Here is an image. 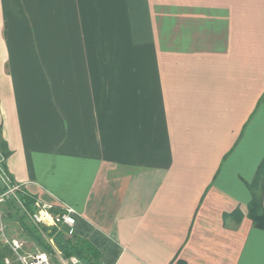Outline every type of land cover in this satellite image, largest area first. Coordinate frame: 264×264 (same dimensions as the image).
<instances>
[{"label":"crops","instance_id":"1","mask_svg":"<svg viewBox=\"0 0 264 264\" xmlns=\"http://www.w3.org/2000/svg\"><path fill=\"white\" fill-rule=\"evenodd\" d=\"M0 139L100 264H264V0H0Z\"/></svg>","mask_w":264,"mask_h":264},{"label":"trees","instance_id":"2","mask_svg":"<svg viewBox=\"0 0 264 264\" xmlns=\"http://www.w3.org/2000/svg\"><path fill=\"white\" fill-rule=\"evenodd\" d=\"M0 155L4 160L9 155L6 144L0 139ZM4 167V164H3ZM12 180V178L10 177ZM258 179L260 180L261 189L264 185V160L260 166ZM13 182V181H12ZM0 187V193L2 192ZM17 199L20 204L13 198H5L0 203V214L3 222L6 225L7 219L11 220L23 232L39 250L46 252L54 259V251L51 245L48 244L46 239H52L57 250L61 252L63 258L76 257L81 264H100L101 253L92 246L89 242L76 238L74 235L66 236L64 227L57 228H42L35 225L28 224V217L25 211H34L35 198L29 195L24 190L17 193ZM23 207V208H22ZM264 209L261 205L260 196H253L249 205V217L252 219L256 226L264 227ZM46 238V239H45ZM14 255L7 245L0 242V264H5V258H12Z\"/></svg>","mask_w":264,"mask_h":264},{"label":"built area","instance_id":"3","mask_svg":"<svg viewBox=\"0 0 264 264\" xmlns=\"http://www.w3.org/2000/svg\"><path fill=\"white\" fill-rule=\"evenodd\" d=\"M4 161V158L0 155V187L3 190L0 193V203L5 198L13 197L20 204L17 199V193L22 191L21 186L12 182L10 176L3 167ZM33 206L34 211L31 213L25 211V209L23 210L26 213L28 219L31 221V223H33L35 226L42 228L44 227L47 229H59L61 227H64L66 229V236L73 235L76 221V213L73 209L64 206L61 211L54 213L52 212L51 205L44 204L37 199H35ZM0 242L10 248L18 264H55L51 256L41 250H37L31 253H24L23 244L20 243L18 240L14 238H9L7 236L6 225L1 218V214ZM47 242L53 248L54 258L58 257L57 264H81V262L76 257H70L67 259L63 258L61 252L57 250L54 246L52 239H48ZM4 263L10 264L7 258H5Z\"/></svg>","mask_w":264,"mask_h":264},{"label":"rangeland","instance_id":"4","mask_svg":"<svg viewBox=\"0 0 264 264\" xmlns=\"http://www.w3.org/2000/svg\"><path fill=\"white\" fill-rule=\"evenodd\" d=\"M5 221H6V234H7V236L9 238H14V239L18 240L20 243H22L23 244V252L24 253H31V252L39 250L28 238L25 237L23 232H21V230L18 228V226H16V224L14 222H12L9 219H7ZM27 223L31 224V225H34L33 223H31V221L29 219H28ZM46 240L48 241V239H46ZM53 244H54V242H53ZM7 259H8L10 264H18L17 261L15 260L14 256L12 258L11 257L10 258L7 257ZM54 259H55L54 263L57 264L58 257H55Z\"/></svg>","mask_w":264,"mask_h":264}]
</instances>
